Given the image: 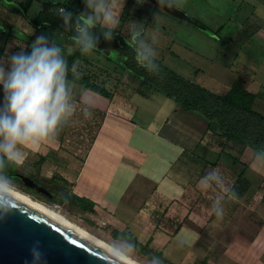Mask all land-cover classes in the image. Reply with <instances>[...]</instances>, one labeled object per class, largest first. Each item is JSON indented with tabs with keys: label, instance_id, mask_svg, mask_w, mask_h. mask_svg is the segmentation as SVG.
<instances>
[{
	"label": "crops",
	"instance_id": "1",
	"mask_svg": "<svg viewBox=\"0 0 264 264\" xmlns=\"http://www.w3.org/2000/svg\"><path fill=\"white\" fill-rule=\"evenodd\" d=\"M7 2L11 4L0 0V19L10 32L0 34V65L6 75L10 57L31 51L39 35L18 11L17 3ZM44 2L34 0L32 6L41 9ZM73 2L76 5L78 0ZM27 14L32 19L37 13ZM257 32L264 39L261 27ZM45 40L46 46L54 45ZM131 40L135 45L136 39ZM160 43H154L158 48L154 51L141 40V50L159 59L171 51L168 42ZM64 47L73 49L69 54L77 49ZM90 51L83 52L86 62L74 59L69 68L72 74L77 75L73 68L77 62H88ZM221 71L228 82L224 93L239 79L256 94L254 109L263 112L257 100L264 82L256 90L233 65ZM134 79L122 80L115 87L95 82L107 89V98L66 79L67 108L56 128L46 137L16 143L11 152L0 147V153L33 176L62 183L69 193L92 206V212H83L168 264H264V156L214 135L205 120ZM5 114L0 92V115ZM82 118L89 121L91 131L96 125L90 140ZM169 118L198 141L194 152L159 134ZM4 143L0 136V145ZM241 170L244 173L238 180Z\"/></svg>",
	"mask_w": 264,
	"mask_h": 264
},
{
	"label": "rangeland",
	"instance_id": "2",
	"mask_svg": "<svg viewBox=\"0 0 264 264\" xmlns=\"http://www.w3.org/2000/svg\"><path fill=\"white\" fill-rule=\"evenodd\" d=\"M2 1L11 4L6 0ZM170 1L206 27L207 31L166 15L146 0H78L74 8L80 10L82 16L87 20L102 26H114V28L116 26L115 29L127 37L130 42L135 38V47L139 49H142L141 40L152 45L153 42L160 43L161 37H165L160 44L164 41L168 42L171 51L160 56L159 59H162L161 61L166 66L186 79L215 93L222 94L226 91L227 76L221 70L225 66L230 67L231 65L239 75H245L248 80H251L252 88L259 90L258 85L264 82V39L257 30L260 27L264 30V0ZM39 9L38 5L32 6L29 10L30 15L34 16ZM147 32L149 35L145 37ZM41 36L43 35H36L34 42ZM154 43L152 46L156 51L158 48L154 46ZM49 47L59 48L60 57H65L73 50L51 44ZM105 50L108 51L109 48H105ZM87 53L90 55L88 62L85 64L77 62L73 67L77 75H86L96 83H110L114 87L122 80L129 83L135 80L130 73L120 71L124 70L121 66L122 57L117 56L114 51L110 52L109 56L104 54L101 48L96 49L95 52ZM253 76L254 78H252ZM261 89L264 91L263 86ZM260 94L262 96H259L257 102L259 108L262 109L264 92ZM88 122L87 119L82 118V123H87L84 125L86 129L89 126ZM94 127L96 128V125ZM90 128L88 127L86 132L87 140H90L93 131L95 132V128L93 131ZM85 143L88 144V141ZM19 171L48 185L52 194L57 193V186L53 187L51 184L45 183L42 178L33 176L22 168H19ZM0 180L59 211L68 219L92 231L137 261L143 264H168L158 256L151 254L148 248L138 245L132 238L110 229L105 222L93 218L75 206L55 204L50 198L25 187L20 181L13 178L0 175ZM55 183L60 189H67L62 183L57 181ZM228 183L230 185V181Z\"/></svg>",
	"mask_w": 264,
	"mask_h": 264
},
{
	"label": "trees",
	"instance_id": "3",
	"mask_svg": "<svg viewBox=\"0 0 264 264\" xmlns=\"http://www.w3.org/2000/svg\"><path fill=\"white\" fill-rule=\"evenodd\" d=\"M15 2L22 16L52 44L60 47L64 45L77 47L72 54L67 57L65 55L66 79L69 81L102 97H109L110 93L107 89L91 82L86 75L72 74L69 68L74 59L87 61L83 55L87 49L95 52L99 48H112L125 58L121 65L124 70L130 72L147 87L174 100L185 111L192 112L205 120L209 131L214 135L225 137L228 141H236L243 147L249 146L256 153L264 156V110L258 112L254 109L256 94L248 91L241 80L238 79L226 93H215L186 79L148 52L135 49L133 44L128 42L127 37L118 30L90 22L82 16L80 10L74 8L72 0L44 2L32 19L27 13L34 0H15ZM2 27L7 30L9 25L0 19V34L9 35L10 32ZM89 39L93 42L92 47H88ZM23 53L30 54L31 51L25 50ZM159 134L188 152H194L198 145L197 140L181 131L172 118L164 122ZM231 159L240 162L237 158L231 157ZM18 172L19 166L0 153V175L18 180L15 178ZM243 173V170L239 172L238 180L242 179ZM42 179L53 187L57 186V193H51L50 198L55 204H71L82 211L92 212L91 205L69 193L67 189H60L55 180Z\"/></svg>",
	"mask_w": 264,
	"mask_h": 264
},
{
	"label": "clouds",
	"instance_id": "4",
	"mask_svg": "<svg viewBox=\"0 0 264 264\" xmlns=\"http://www.w3.org/2000/svg\"><path fill=\"white\" fill-rule=\"evenodd\" d=\"M92 46L89 39L88 47ZM59 52L57 47L46 46L41 36L31 46L30 54L20 52L10 57L7 75L0 65V92L6 103V114L0 115V136L5 143L0 147L5 151L11 152L18 142L46 137L65 112L66 64ZM4 202L12 209L24 207L0 185V206ZM105 264L120 262L109 257Z\"/></svg>",
	"mask_w": 264,
	"mask_h": 264
},
{
	"label": "water",
	"instance_id": "5",
	"mask_svg": "<svg viewBox=\"0 0 264 264\" xmlns=\"http://www.w3.org/2000/svg\"><path fill=\"white\" fill-rule=\"evenodd\" d=\"M148 1L167 14L207 31L170 0ZM15 178L38 194L52 197L50 190L30 175L19 171ZM5 192L24 207L12 209L6 202L0 206V264H105L109 257L120 264H130L84 233Z\"/></svg>",
	"mask_w": 264,
	"mask_h": 264
},
{
	"label": "bare ground",
	"instance_id": "6",
	"mask_svg": "<svg viewBox=\"0 0 264 264\" xmlns=\"http://www.w3.org/2000/svg\"><path fill=\"white\" fill-rule=\"evenodd\" d=\"M104 51L108 52L109 54L111 52L109 50L108 51L104 50ZM0 185L3 186V190L13 194L14 196L24 200L25 202L35 206L36 208L44 211L45 213L55 217L56 219L66 223L67 225H69V226L77 229L78 231L84 233L85 235H87L88 237L92 238L93 240H95L96 242H98L99 244H101L102 246H104L105 248H107L108 250L113 252L114 254L118 255L119 257H121L122 259L127 261L128 263H130V264H143V263L137 261L136 259H134L133 257H131L130 255H128L125 252H123L121 249H119L115 245H113V244L107 242L106 240L100 238L99 236H97L92 231H90V230L86 229L85 227L79 225L75 221H73L71 219H68L67 217L62 215L59 211L51 208L47 204L34 199L32 196L17 190L13 186H10L9 184H7V183H5V182H3L1 180H0Z\"/></svg>",
	"mask_w": 264,
	"mask_h": 264
},
{
	"label": "flooded vegetation",
	"instance_id": "7",
	"mask_svg": "<svg viewBox=\"0 0 264 264\" xmlns=\"http://www.w3.org/2000/svg\"><path fill=\"white\" fill-rule=\"evenodd\" d=\"M128 42L131 43L129 40H128ZM132 46L136 49L135 45H132ZM104 50H105V48H103V51H104ZM109 51H111V52L114 51V52L117 54V56H119V57L121 56L117 51H115V50L112 49V48H109ZM121 57H122L121 62L123 63V61H124L125 58H124L123 56H121ZM37 181H38V183H42L40 180H37ZM43 185H44V184H43ZM44 186H46L47 188H49V186L46 185V184H45Z\"/></svg>",
	"mask_w": 264,
	"mask_h": 264
}]
</instances>
